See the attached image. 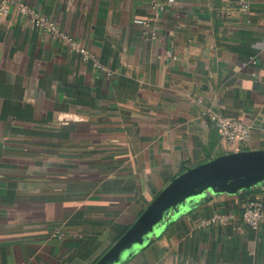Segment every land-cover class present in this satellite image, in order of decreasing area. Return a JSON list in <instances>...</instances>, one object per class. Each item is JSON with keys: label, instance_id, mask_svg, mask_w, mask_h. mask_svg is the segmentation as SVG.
<instances>
[{"label": "crops", "instance_id": "obj_1", "mask_svg": "<svg viewBox=\"0 0 264 264\" xmlns=\"http://www.w3.org/2000/svg\"><path fill=\"white\" fill-rule=\"evenodd\" d=\"M17 1L111 75L15 8L2 18L0 264H93L173 178L234 152L211 111L251 127L240 151H264V0H159V13L149 0ZM251 199L264 204V184L186 200L123 264H264V224L239 218ZM217 212L236 216L201 225Z\"/></svg>", "mask_w": 264, "mask_h": 264}, {"label": "water", "instance_id": "obj_2", "mask_svg": "<svg viewBox=\"0 0 264 264\" xmlns=\"http://www.w3.org/2000/svg\"><path fill=\"white\" fill-rule=\"evenodd\" d=\"M264 184V151H238L186 168L143 209L133 223L93 264H123L186 200L205 191L235 194Z\"/></svg>", "mask_w": 264, "mask_h": 264}, {"label": "built area", "instance_id": "obj_3", "mask_svg": "<svg viewBox=\"0 0 264 264\" xmlns=\"http://www.w3.org/2000/svg\"><path fill=\"white\" fill-rule=\"evenodd\" d=\"M169 2L172 0H168ZM151 8L155 13H159L164 9V4L159 0H149ZM238 8L243 12H248L251 6L250 0H237ZM15 8L17 12L30 17L31 24L57 40L66 45L71 51L80 54L82 61H91L93 65L99 70L111 75L104 66L89 52V50L77 41L73 36L60 30L54 20L45 16L43 13L34 10L23 2L17 0H0V22L10 11ZM151 36L155 38L157 31L152 30ZM166 54L172 58H176L171 52ZM255 62V61H254ZM209 118L216 127L217 132L221 138L227 140L234 146V152L240 151L239 145L246 142L252 135L251 127L244 124L241 120L232 117H226L216 112H210ZM236 214L233 212H217L212 214L209 218L201 221L202 226L226 225L229 220L235 218ZM239 218L242 222L247 224L252 230L258 232L264 224V204L258 199L247 200L240 211ZM57 233V232H56ZM61 235V234H60Z\"/></svg>", "mask_w": 264, "mask_h": 264}, {"label": "trees", "instance_id": "obj_4", "mask_svg": "<svg viewBox=\"0 0 264 264\" xmlns=\"http://www.w3.org/2000/svg\"><path fill=\"white\" fill-rule=\"evenodd\" d=\"M254 190H256L255 188H253V189H251L250 191H254Z\"/></svg>", "mask_w": 264, "mask_h": 264}]
</instances>
